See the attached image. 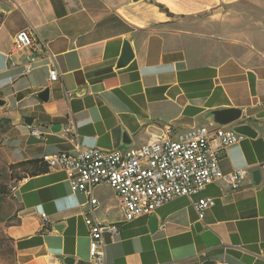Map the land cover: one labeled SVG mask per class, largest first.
I'll use <instances>...</instances> for the list:
<instances>
[{
    "label": "crops",
    "instance_id": "0c3cea01",
    "mask_svg": "<svg viewBox=\"0 0 264 264\" xmlns=\"http://www.w3.org/2000/svg\"><path fill=\"white\" fill-rule=\"evenodd\" d=\"M21 28L46 41L58 80L47 78L45 53L15 47ZM125 39L134 55L117 67ZM45 87L42 101L37 92ZM0 98L9 161L31 160L34 171L13 193L19 209L6 232L16 263L67 264V256L87 262L89 195L71 191L64 171L48 169L40 157L74 153L76 143L120 149L124 132L126 148L137 147L167 127L171 134L212 127L210 110L236 106L237 123L256 135L227 146L219 166L257 168L264 160V0H0ZM25 117L44 139L29 132ZM91 193L94 217L119 226L115 237L103 234L105 264H264V179L237 189L215 180L191 197H175L154 211V231L149 215L123 218L106 181ZM205 196L214 204L198 219L191 201Z\"/></svg>",
    "mask_w": 264,
    "mask_h": 264
},
{
    "label": "built area",
    "instance_id": "2783aa9c",
    "mask_svg": "<svg viewBox=\"0 0 264 264\" xmlns=\"http://www.w3.org/2000/svg\"><path fill=\"white\" fill-rule=\"evenodd\" d=\"M13 38L19 49L45 53L49 58L48 80L59 79L58 63L45 40L29 28L17 30ZM32 61L33 57L25 64L26 71L31 69ZM27 127L32 135L44 139L37 127L31 124ZM244 137L228 126L198 125L173 134L167 127L162 132L150 133L148 140L137 147L103 149L94 145L82 147L76 143L74 153L64 150L44 153L40 157L44 165L48 169L64 171L71 191H83L89 195L83 210L90 237L89 260L80 264H105L103 234L107 232L113 238L119 233L116 222L99 221L93 215L97 201L91 192L96 184L106 181L110 185L125 220L150 215L175 197H191L215 180H221L230 189H237L250 179V170L236 167L223 172L219 159L227 146ZM60 160H67V168H60ZM258 167L264 179V160ZM191 202L198 219H202L214 199L205 196ZM40 216L47 222L45 212Z\"/></svg>",
    "mask_w": 264,
    "mask_h": 264
},
{
    "label": "water",
    "instance_id": "95a60500",
    "mask_svg": "<svg viewBox=\"0 0 264 264\" xmlns=\"http://www.w3.org/2000/svg\"><path fill=\"white\" fill-rule=\"evenodd\" d=\"M136 1V0H132ZM133 50L130 46V43L128 40H124L122 44V49L120 56L118 58V61L116 63L117 67H121L126 65L132 58H133ZM83 89H79L77 93L84 92ZM49 96V87H45L37 92V97L42 101H47ZM4 104V100L0 98V106ZM242 109L240 107L236 106H228L218 109H212L208 112V118L212 125L214 126H225L229 124L232 125V129L247 136V137H254L256 135V132L254 129L247 123H237L238 120L241 118ZM24 122L26 124H31L32 118L31 117H25ZM50 129L52 131H58L61 128V123H51L49 124ZM130 143V139L126 132L123 133L122 137V148H126L128 144ZM120 148V149H122ZM250 180L254 186L259 185V183L262 180V173L259 167L251 169L250 170ZM148 227L150 231H154L158 227V219L156 217L155 213H151L148 217ZM195 228L198 230L200 229L201 223L197 222L195 223ZM58 229V228H57ZM64 262L67 264H73V258L72 257H65Z\"/></svg>",
    "mask_w": 264,
    "mask_h": 264
},
{
    "label": "rangeland",
    "instance_id": "374dc122",
    "mask_svg": "<svg viewBox=\"0 0 264 264\" xmlns=\"http://www.w3.org/2000/svg\"><path fill=\"white\" fill-rule=\"evenodd\" d=\"M6 139L5 123L0 118V187L10 188L15 183V172L11 173L12 163L8 154L12 150L9 146L10 142H6ZM18 209L19 205L12 194L0 198V264H17L15 252L12 251L13 242L6 238V231L11 223L16 222Z\"/></svg>",
    "mask_w": 264,
    "mask_h": 264
},
{
    "label": "trees",
    "instance_id": "16d2710c",
    "mask_svg": "<svg viewBox=\"0 0 264 264\" xmlns=\"http://www.w3.org/2000/svg\"><path fill=\"white\" fill-rule=\"evenodd\" d=\"M40 161L44 165L41 158H40ZM30 163H32L31 160H26V161H18L16 163H12L10 165L11 173L13 174V172H15L14 177H15L16 182L18 179H21L23 176H25V173H29V172L33 173L34 172L31 169H29V167H28ZM40 170H44V168H41ZM11 186H10V188L0 187V198H4L8 194L13 195V193L11 192ZM6 238L10 239L13 242L12 238L7 234H6ZM13 248H12V251L15 252V249L13 250Z\"/></svg>",
    "mask_w": 264,
    "mask_h": 264
},
{
    "label": "bare ground",
    "instance_id": "6f19581e",
    "mask_svg": "<svg viewBox=\"0 0 264 264\" xmlns=\"http://www.w3.org/2000/svg\"><path fill=\"white\" fill-rule=\"evenodd\" d=\"M39 134H42L40 130H39ZM60 168H67V160H60ZM16 188H17V182L12 184L11 192L13 193V190H16Z\"/></svg>",
    "mask_w": 264,
    "mask_h": 264
}]
</instances>
